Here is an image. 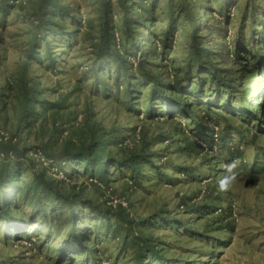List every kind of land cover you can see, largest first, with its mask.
Returning <instances> with one entry per match:
<instances>
[{
  "label": "rangeland",
  "instance_id": "1",
  "mask_svg": "<svg viewBox=\"0 0 264 264\" xmlns=\"http://www.w3.org/2000/svg\"><path fill=\"white\" fill-rule=\"evenodd\" d=\"M126 1L136 19L129 33L122 28ZM57 2L64 14L56 12L55 19L65 28L58 31L56 24L45 36L40 30L49 27L39 23V0H16L6 14L0 11V134L8 138L15 133V141L22 146H35L27 154L34 157L39 170L50 166V176L65 194L94 204L95 209L82 204L76 212L84 219L82 229H92L93 251L70 245L62 248L67 233V228L57 225L62 219L57 218L55 226L43 223L36 228L23 220L17 227L9 223L7 231L0 228V264H134L138 245H132L131 239L125 244L124 234L112 230L114 226L121 231L128 228L124 221L128 214L145 219V224L137 221L129 229L132 237H149L157 256L163 257L161 262L148 258L146 264H264V124L257 126L255 118L244 115L256 101L257 117L264 123V0ZM106 3L118 46L133 63V72L126 65L119 68L112 55L99 62L93 59ZM199 15L201 27L196 25ZM167 29L172 45L162 60L155 48ZM133 36H138L135 46ZM196 37L204 61L211 60L209 66L222 71L230 70L227 80L236 77L233 96L214 82L201 62H191L190 45ZM36 42L43 54L50 45L56 62L30 59L29 51ZM142 59H146L145 70L140 69ZM191 63L199 71L193 77L185 75ZM178 71L185 75L183 95L189 99V109L170 105L158 95L150 101L153 82L143 75L162 80L168 91L175 76L171 73ZM24 75L38 97L61 103L66 109L53 116L51 108L44 110L36 103L38 113L18 128L14 106ZM130 78L136 86L134 102L127 95ZM202 79L203 96L202 88H192ZM106 82L111 85L107 95L102 87ZM243 96L246 109L240 104ZM90 127L101 130L105 149L120 160L132 150L147 147L151 161L142 167L139 182L131 177V165L113 166L111 179L103 182L88 172L79 174L83 169L80 159L64 164L70 174L48 159L47 154L59 153L66 141L85 139ZM109 136L115 139L113 143ZM3 158L0 153V160ZM233 160L239 161L238 178L229 191L221 192L219 181L225 165ZM91 178L97 183H91ZM15 182L8 181L5 187ZM15 189L7 192L5 203L15 205ZM56 208L69 215V206ZM109 209L121 217L101 216V210ZM20 229L27 235H12Z\"/></svg>",
  "mask_w": 264,
  "mask_h": 264
},
{
  "label": "trees",
  "instance_id": "2",
  "mask_svg": "<svg viewBox=\"0 0 264 264\" xmlns=\"http://www.w3.org/2000/svg\"><path fill=\"white\" fill-rule=\"evenodd\" d=\"M16 3V0H0V11L6 14ZM126 11L122 18L124 19L122 28L126 31V33L131 32L133 28V24L135 23V18L130 15V9L128 6V1H126ZM36 11L38 13V19L41 26L45 25L49 27L47 29L40 30L43 36L54 28L56 24H58V31H61L65 28V25L60 26L61 24L56 21L55 13L64 14L62 5L57 2V0H39V3L36 7ZM111 11L109 3H106L105 10V21L100 25V33L94 42L95 47V57L94 60L99 62V59L105 58L108 55L115 56L119 61V68H122L123 65H126V68H129V72H133L134 66L133 63H129L127 54L122 50L121 46H118V36L116 33V27L111 26ZM64 16V15H63ZM202 15H199L196 20V25H201ZM208 23V18L205 19L204 24ZM201 27V26H199ZM199 29V28H197ZM79 30V29H77ZM55 31V30H54ZM39 34V33H36ZM171 34V30L167 29L165 34L162 37H159V45H156L155 49L156 53H160V57L163 60L167 55V48L172 45V41L168 40ZM130 37L126 38L129 40ZM168 38V39H167ZM138 36H133L131 38V44L134 46L137 45ZM158 44V43H157ZM42 46L37 42L33 45V49L29 51L30 59H36L44 62L47 58L52 59L53 62H56L53 59V53L51 51L50 45L46 47V54L41 52ZM190 54L192 55L191 62H201L202 69H208L210 75H212L214 82H219L221 87L226 88L229 92H231L232 96L234 95V81L237 80L236 77L233 79L227 80L228 75H232L230 70L222 71L215 66H209L210 61H204L203 59V50L199 47V41L197 37L194 39L192 44L190 45ZM236 56H239L238 50L235 52ZM151 54L148 56V58ZM148 58L147 61H148ZM142 59L139 63L140 69L143 70L145 65V60ZM240 60V58L238 57ZM146 61V62H147ZM191 69H187L185 75L189 77H193L194 75H198L199 71L194 70V66L189 64ZM264 68V66H263ZM145 70V69H144ZM178 70V69H177ZM226 74L222 72H227ZM150 74V73H148ZM173 79L171 81L170 89L166 91L164 89V82L159 80L152 75H143L144 79L152 80V87H150V101L155 100V96H161L163 99L168 101V104H179L184 110H188L189 106L186 99V96L183 95L184 91V82L183 77L185 75H181L178 71L177 73H171ZM225 75V76H224ZM26 75L22 79H20V91H18V105H15L18 120L17 126L22 125L24 121L28 119L30 115L38 113L36 103L42 106L44 110L49 108L52 109V115L57 116L60 112V109H66V106H63L61 103L51 102L47 98L38 97L35 93L36 90L30 86L29 81L25 78ZM132 78V77H131ZM130 81L128 83L127 95L130 101L134 102V94L135 89L134 83ZM203 80V79H202ZM239 80V79H238ZM205 81H199V83L192 88L201 89L202 92L200 95L203 96V87H205ZM110 83L106 82L103 84L105 95L108 94V89L110 87ZM243 98V99H242ZM247 98L245 96L241 97V106L246 109ZM231 102V101H230ZM258 102L255 101L254 106L251 109L244 110V115L247 117H253L256 119L255 122H258L257 126H260L262 120L257 117V105ZM261 110V108H260ZM199 114V113H197ZM194 118V117H191ZM197 124L202 125L201 121H197ZM16 124L13 123V127ZM89 135L85 137V139H81L79 142H75L73 140H68L64 144V148L59 153H48L47 157L49 160H53V162H58L60 167H63L62 172H68L65 169V163L74 160L80 159L81 164L83 166L82 170H79V174H84L88 172L92 177H98L103 182H109L111 179L109 174L113 173V166L116 168L123 167L124 164L133 166V170L131 172V177L133 181L139 182V178L143 175V166L151 161L150 153L147 151V147H143L141 150H132L131 154L125 156L121 160L112 155L108 150L105 149L106 138L104 135H101V130L95 127H90ZM119 135V133H117ZM116 135V136H117ZM16 134L12 133L10 137H5L0 134V153H4V158L0 160V227L2 230L7 231L8 224H13L16 227L19 224H22L23 220L30 221L33 226L41 227L44 223L48 226H55L56 219H62V221L57 224L61 227L64 226L67 228V233L65 237L61 241L62 248H69L68 246L73 247H81L85 252L93 251L90 247V242L92 240V229L83 230V225L81 223L84 222L82 216L77 215V208L82 206V204H86V206H90L94 208V204L90 201H80L78 199V195L65 194L61 188V184L57 182L52 176L48 169L50 166L44 165L41 170L38 169L37 164L34 157H31L27 154V152L33 147L22 146L20 141H15ZM112 136H109L111 138ZM114 137V136H113ZM208 140L207 138H205ZM115 139L111 138L110 141L113 143ZM203 146V145H201ZM185 149V148H184ZM12 157V158H11ZM39 158V157H38ZM43 164V163H40ZM157 170L160 169V165L153 164ZM110 169V170H109ZM26 178V179H23ZM16 180V182L9 187H5L8 181ZM98 181V180H97ZM91 183H97L96 179L91 178ZM15 189L14 199L15 205L5 203L3 199L7 192L12 188ZM184 202V201H183ZM58 205H67L69 206V215H65L63 211L59 212ZM13 206V207H12ZM26 207L33 212L29 214L24 209H19L18 207ZM117 213H111L109 210H101V216H105L110 219L112 216H120ZM39 214H42V218L39 219ZM29 219H26V217ZM125 222L128 225V228L124 227V230L121 231L119 226H114L113 231H118V233L122 232L124 234V243L127 244V241H131L132 245H138L137 254L134 256V264H146L148 258H154L155 261L161 262L163 257L157 256L159 255L156 245L152 242L149 237H144L142 240H138L137 237H132V233H129V229L138 221V225L145 224V219H135L131 215H127L125 217ZM26 222V221H25ZM121 224V222H118ZM5 224V226H3ZM59 226V227H60ZM81 229L83 231H81ZM15 234L17 238H22L27 235V231L24 229H20L19 231H15L12 235ZM117 234V233H116Z\"/></svg>",
  "mask_w": 264,
  "mask_h": 264
},
{
  "label": "clouds",
  "instance_id": "3",
  "mask_svg": "<svg viewBox=\"0 0 264 264\" xmlns=\"http://www.w3.org/2000/svg\"><path fill=\"white\" fill-rule=\"evenodd\" d=\"M238 168H239L238 160H233L225 165V175L219 181V190L221 192L229 191L231 186L235 183L239 175Z\"/></svg>",
  "mask_w": 264,
  "mask_h": 264
}]
</instances>
